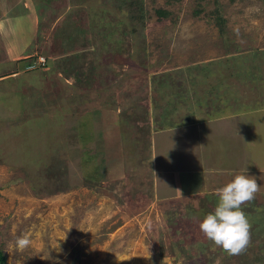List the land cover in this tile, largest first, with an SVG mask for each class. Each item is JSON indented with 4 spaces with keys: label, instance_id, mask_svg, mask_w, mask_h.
<instances>
[{
    "label": "rangeland",
    "instance_id": "obj_1",
    "mask_svg": "<svg viewBox=\"0 0 264 264\" xmlns=\"http://www.w3.org/2000/svg\"><path fill=\"white\" fill-rule=\"evenodd\" d=\"M0 10L8 22L3 31L16 48L71 69L68 85L88 74L91 86L80 89L85 101L75 103L76 114L107 110L117 136L129 131V137L147 140L160 129L153 150H121L124 166L109 168L110 182L101 184L83 161L86 151H78L98 131L60 120L70 110L48 94V84L35 93L17 90L15 103L0 97V134H7L0 137V251L6 264H264V128L244 132L245 124L255 121L257 128L264 121V0H0ZM22 30L27 35L21 37ZM212 79L222 83L216 96L242 101L230 128L201 129L186 120L175 129L189 104L215 112L206 97ZM6 86L0 84V92ZM26 112L30 125L16 124V115L25 118ZM56 117L68 143L62 128L55 132ZM162 118L173 128L164 130ZM16 132H22L18 142ZM176 141L192 147L202 174L187 150L166 151ZM166 155L173 167L158 173L157 160ZM232 156L240 172L248 163L246 174L260 185L255 199L242 205L251 240L240 255H228L199 229L218 202L216 190L237 174L214 168L219 160L230 168ZM173 182L181 184L175 189ZM209 191L217 198L206 197ZM25 233L32 242L18 251L15 239Z\"/></svg>",
    "mask_w": 264,
    "mask_h": 264
},
{
    "label": "crops",
    "instance_id": "obj_2",
    "mask_svg": "<svg viewBox=\"0 0 264 264\" xmlns=\"http://www.w3.org/2000/svg\"><path fill=\"white\" fill-rule=\"evenodd\" d=\"M5 1L8 2V0H5ZM25 6H26L25 3H23L22 8H25ZM0 15H2V17L0 16V20L2 19L0 21V65L8 64V66L6 68L0 70V84L7 85L5 90L0 92V97L6 98V101L9 99V104L15 103V101L17 99V92H16L17 90H21L22 92L24 91V92H34L35 93V92L41 91L44 84H45V86H47V84H48V87H49L48 88L49 89L48 94L52 95L55 98H57V97L60 98L61 103L64 105V107H63L64 110H66V109L70 110V112L66 113L67 115H62L60 117V120H62L63 122H65L66 120H71L73 122L72 123L73 129H74L75 124L78 123V124H80V126L82 128H86V129H89L90 126H94L95 131L96 132L98 131L96 133L95 137H92L88 140L86 139L85 143L82 142V144L84 145L83 148L78 149V151H81V150L86 151V159H83V155H82L81 156L82 158H80V161L83 159L84 163L87 162V165L89 167H90V165L92 166L91 168L93 169L92 173H93V179L94 180H97L101 184L110 182L111 171L109 170V168H111L113 166H117V167L121 168L124 166V164L122 165V162H123L122 156L123 155L121 156V153H120L121 150H123V152L124 151L129 152V151H133L136 149V150L142 151V153H144L146 149L147 150L148 149H150V150L154 149L153 134H155L156 132H159L160 129L154 131L151 134L152 138H148L147 140H145L144 137L142 139V136H135L134 138L132 136L129 137L128 136V134L130 135L129 131L126 132L127 135H125V136L124 135L123 136H121V135L117 136V134L115 135V131H117V128L115 125H117V123H115V121H114L115 124L113 123L112 124L113 126L111 125V122L107 124V122L109 121V120H107L108 118H110V120H113L111 118L110 113H107L108 112L107 110H105V109H102V110L100 109L99 111L93 110V111H91L89 113L87 112L85 114L80 111V112H78V114H76L78 110H76L77 105H75V103H78V101L81 103L82 100H84V97L81 96L79 93V91L81 89V85H79L78 82L77 83L71 82L69 85L67 84V79L70 80V78H67V77H68V74H70L69 71L71 69L67 68L66 70H62L60 68V66H58L57 64H52V65L48 64V59H46L43 56L36 55L37 53H35V52L30 53L27 50H21L20 48H16L14 46V43L12 42L13 39L11 37L10 38L7 37L5 32L3 31V29L5 28V26L8 23L7 20L4 18L5 17V11L0 10ZM10 23H11V21L9 22V25H10ZM19 33L21 34V37L24 36L25 34L27 35V33L23 32V30L19 31ZM8 38H9V40H8ZM24 43H26V42H24ZM35 57L36 58L37 57L45 58L48 66L45 67V64H44L42 66L43 68L38 67V68H36V70L27 71V69H26L27 65L30 63L32 58H35ZM36 58H35V60H36ZM85 78L86 77L84 76L83 81ZM15 79H19V82H16L14 85L9 82L10 80H15ZM212 81H213V83L215 82V85H211L214 88L211 87L207 90L206 97L214 105L215 112H213L212 110H209L208 112L205 113L203 107L193 109L192 104H189L190 106H188V111H186V113H184L183 118H182V120H183L182 124L183 125L182 126L179 125V127H176L175 129H177V130L183 129L182 127L185 126L186 120L190 121V124H195L196 126H199V128H201V129L202 128L204 129V127L206 129H209V128H212V126L215 128V126H217V125H222L224 130H226L227 128H230L229 120L232 119L233 116L239 115L236 113L233 115V113H232L233 109H235L238 102H242V101H240V100L234 101L233 98H230V97H228V99H226L225 97L221 98V96H216L217 93L221 92V88H218V89H220L219 91L217 89L218 92L215 89L217 87L221 86L222 83L219 82L220 80H218V79H216V80L212 79ZM8 92H9V94H7ZM229 93H231V95L233 94V92H229V91H227L226 94L229 96ZM233 97L236 99L235 96H233ZM62 100H63V102H62ZM22 104H24V103L22 102ZM14 106L15 105L10 106V108H9L11 110L12 114H13ZM73 106H75V110H76L75 112H74ZM14 110L16 112L18 110V108L15 107ZM220 112H222V113H220ZM223 112L225 113V115H222ZM91 113H94V114L96 113V115L92 116ZM26 114H27L26 117H25V115L21 116V117H25V118H19V116H18L19 114H17L15 118L17 120H19V122H17L16 124H18V125L29 124L30 125V121L26 122V120L29 117H31L30 113L26 112ZM248 114H250V113H248ZM13 115H10V117L14 118ZM250 115H252V114H250ZM55 119H56L55 128H57L55 132H57L59 129L62 128L63 131L65 132V134H64L65 140L64 141L66 143H68L66 131L62 127L63 123L58 122L57 117ZM163 119H165V118H162V123L165 124ZM91 122H93V123L91 124ZM204 122H206V126H205ZM96 126H98V127L96 128ZM109 126H111V127H109ZM159 126L162 128L161 123H159ZM99 127H100V131H99ZM255 127H256L255 121H253V123L251 125L248 123L245 124L244 132H245L246 136L250 135V129L251 128H252L253 132L256 131L257 133H261L263 128H264V121H262L261 123L259 122L258 127L257 128H255ZM260 127H261V131H260ZM118 128H119V121H118ZM171 128H173V126ZM170 129H169V125L167 126L165 124L164 130L168 131ZM108 130H110V132L112 131V135H111L112 137L110 139H108V135H107ZM50 131H52V130L50 129ZM208 131H213V130H208ZM90 132H91V130H90ZM20 133H22V132H16V135H14V138L17 142L20 139H18L19 137L17 138L16 136H19ZM30 133H31V131L29 130L28 134H30ZM51 133H53V132H51ZM142 134H143V132H142ZM5 135L7 136V134H0V137L1 136L4 137ZM29 136H30V141L33 140L31 135H29ZM115 137H117L118 140H116ZM191 139L195 140V137L191 138ZM182 142H183V144H182ZM182 142H181V144L178 143V141H176L172 145L168 144V146H167L168 150L166 149V151L173 152L176 150V151H180L183 154V151L187 150L189 155H187L186 158L190 160V163H192V161H193L194 166L199 165L198 168H201L199 173L201 172V174H202L203 166L201 165V163L198 160L197 161L193 160V158L195 156L194 157H193V155L191 156L192 147H189L184 141H182ZM186 142H190V140L187 139ZM66 143H65V145H66ZM163 143L164 142H161V144H163ZM243 144H244V142L242 141L241 150H243L242 149ZM65 149L70 150V151H74L71 148H68L67 146L65 147ZM180 149H182L183 151ZM26 150L29 151V147L28 148L26 147ZM170 150H172V151H170ZM8 151H11V149H9ZM168 156L170 157V154ZM168 156L167 155L163 156L160 159V161L157 160L158 165L161 167V168H159L158 173H161L162 171L167 170L170 166L173 167V164L170 162V158ZM181 158L182 157H180V159ZM223 158L226 159V156H223ZM233 159H234L233 156L230 157V163H231L230 168H227V165L224 161L219 160L218 163L216 164V167H214L215 170L216 171L219 170L222 172L224 169H227V170H230L231 172L239 173L240 169H241L240 164H238L236 162L234 164H232ZM243 162H244L243 163L244 167L248 165V163L246 161H243ZM190 163L186 166L188 169H185V170H190V167H191ZM83 164H81V165H83ZM153 164L155 165V159L154 158L152 160V165ZM206 169L211 171L210 165L207 166ZM170 182H172V181H170ZM179 183L181 184V182H178V183L173 182L172 187L177 189L176 187L178 185L180 186ZM153 186H154V189L157 188L158 191L160 190V185L157 184L156 181L154 182ZM162 186L163 185H161V187ZM206 197H210L212 199L217 198L215 194H210V191L207 193Z\"/></svg>",
    "mask_w": 264,
    "mask_h": 264
},
{
    "label": "clouds",
    "instance_id": "obj_3",
    "mask_svg": "<svg viewBox=\"0 0 264 264\" xmlns=\"http://www.w3.org/2000/svg\"><path fill=\"white\" fill-rule=\"evenodd\" d=\"M260 191L255 177L246 174V166L234 178L216 190L218 202L214 210L203 217L199 229L204 236L228 255H240L251 240V224L242 205L252 202ZM28 234L17 236L14 247L23 251L31 244Z\"/></svg>",
    "mask_w": 264,
    "mask_h": 264
},
{
    "label": "trees",
    "instance_id": "obj_4",
    "mask_svg": "<svg viewBox=\"0 0 264 264\" xmlns=\"http://www.w3.org/2000/svg\"><path fill=\"white\" fill-rule=\"evenodd\" d=\"M35 58H32V60L30 61V63L27 65V67L30 66L31 64H33L35 62ZM40 68H43V67H40ZM92 68H94V66ZM33 70H36V69L27 70V71H33ZM87 77H88V74L86 75V78ZM86 78L84 79L83 82H81V81L78 82V84L81 85V88H83V89L87 88L88 86L89 87L91 86V85H88V86L86 85V84H88V80H89V79L86 80ZM0 264H6L5 257H4V255H3V253L1 251H0Z\"/></svg>",
    "mask_w": 264,
    "mask_h": 264
},
{
    "label": "built area",
    "instance_id": "obj_5",
    "mask_svg": "<svg viewBox=\"0 0 264 264\" xmlns=\"http://www.w3.org/2000/svg\"><path fill=\"white\" fill-rule=\"evenodd\" d=\"M44 64H45V60L42 57H37L35 62L30 66H28L26 69L27 70L36 69L38 67H42Z\"/></svg>",
    "mask_w": 264,
    "mask_h": 264
}]
</instances>
